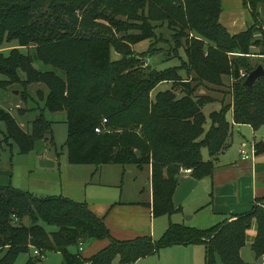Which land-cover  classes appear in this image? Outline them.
I'll return each mask as SVG.
<instances>
[{
	"label": "trees",
	"instance_id": "trees-1",
	"mask_svg": "<svg viewBox=\"0 0 264 264\" xmlns=\"http://www.w3.org/2000/svg\"><path fill=\"white\" fill-rule=\"evenodd\" d=\"M244 2L254 23L230 34L219 19L221 0H0V89H19L22 99L40 110L25 129L0 107L6 139L27 153L51 134L52 122L43 111H64L70 163L150 166L152 216L180 212L173 194L181 170L190 169L195 179L211 175L214 158L229 144L233 123L264 127V75L245 87L240 74L259 64L264 69L259 10L264 0ZM77 10H83L80 18ZM163 26L171 31L172 49H182L185 59L158 69L146 59L161 51L156 45L165 38L156 30ZM145 39L152 43L136 53L133 45ZM252 54L258 59L252 60ZM35 60L51 69H37ZM225 77L230 78L231 101L207 92L224 86ZM163 82L170 88L153 94ZM38 83L47 88L39 97L42 106L29 91ZM214 101L220 108L205 115L204 106ZM253 147L255 154L264 152V140ZM259 203L208 228L170 223L158 239L119 240L86 202L0 185V264H14L30 249L38 251L39 261L44 251H56L62 254L61 264H134L162 248L189 244L204 246L205 264H217V258L223 264H244L241 249L253 219L251 248L264 264V199ZM41 222L56 229L49 231ZM103 239L109 243L90 256L79 250L86 241ZM72 245L75 252L68 250Z\"/></svg>",
	"mask_w": 264,
	"mask_h": 264
},
{
	"label": "rangeland",
	"instance_id": "rangeland-1",
	"mask_svg": "<svg viewBox=\"0 0 264 264\" xmlns=\"http://www.w3.org/2000/svg\"><path fill=\"white\" fill-rule=\"evenodd\" d=\"M82 11L83 10L76 11V14L79 18L82 15ZM156 31L159 33L161 38H165V41L156 45L162 47L159 49L161 51H159L157 54L154 53L155 55L153 54L152 57H147V63L150 66L158 69L180 65L182 59H185V56L182 49H172L174 43L171 39V31L164 26L158 27ZM116 35L119 36L120 34L116 33ZM159 41H163V39ZM151 43L152 42L150 39H145L134 44L133 50L136 53H140L145 51ZM21 50L24 53L33 52L32 50H28L26 48H22ZM4 52H6V50ZM117 57V54L112 50L111 58L115 59ZM251 59L255 60L258 58L251 57ZM34 66L39 70L51 69V66L45 65L39 60L34 61ZM242 72L246 71L241 70L240 74ZM181 73L183 75L185 74L184 71ZM247 75L248 73L243 78L245 79ZM229 79L225 77L224 86L212 87V91L208 90L207 92L213 96L222 98L224 101H231L232 95L229 91H227L228 86L230 85ZM168 88H170L169 83L163 82L158 84L152 93L155 94L157 91ZM38 89L40 90V94H37ZM29 91L33 96V101H38L37 103L42 106L43 101L40 100L39 97L40 95L45 96L47 93V88L45 85L39 83L31 84V86H29ZM0 107L11 111L13 116L22 126L25 124V122L29 124L37 116V114H39L40 111L33 110L31 108V102H26L24 99H22L19 94V89L17 88H9L6 90L0 89ZM18 108H26V111H23V114H18L16 111ZM219 108V102L214 101L205 105L203 112L205 115H208L210 111L218 110ZM43 113L45 117L52 122L51 134H48L43 140H38L35 143L34 148L27 153L18 152L16 145L14 143L11 144V140L6 139L7 137L4 134V125L2 123L0 124V178L5 176V179L10 180V183L14 187L27 190L38 196H61L78 202L86 201L87 203L93 205L96 209L102 208L105 202H118L119 199H121V201L133 200L135 202L147 201V191L149 189V178L147 171L148 166H144L143 169H139L134 164H127L125 166L121 164H105L96 167L95 164L92 163H70L68 161V152L66 146L68 131L65 112H49L44 110ZM230 114L232 115L231 112H228L227 116L230 117ZM209 125L210 120L207 119V122L204 125L205 130L208 129ZM23 128L27 129L26 126H23ZM230 142L231 138L229 139V143ZM250 144H252V142L249 140L246 146L241 147L250 150ZM201 152L205 159L209 157L206 147H203ZM218 156L219 154L217 157ZM182 172L181 174L184 175ZM188 184L189 181L184 180L179 185L176 191L175 203L188 202ZM208 191H210V189ZM257 205L261 206L259 202H257ZM141 210L144 213L139 214L137 213L138 211L136 209H132L130 207L119 210V213H122L123 215V218L119 219L121 221L120 223L123 225H130L132 222H136L138 225V230L144 231L147 225L146 217L150 218L151 220L155 219L154 234L158 235V233H160V236L165 225L168 227L170 223H176L168 222L169 218L171 220L172 218H178L177 216H180L181 221H184L187 219V217H189V215H191L190 212H182L178 214H171V217L170 215L153 217L150 215V213H148V211L145 210V208L144 210ZM205 215H202L201 217L199 215L196 217L200 218L202 225L209 226L215 223L213 220L209 221V216ZM194 221L193 223H195ZM41 224L49 231L56 229L55 226H50L42 222ZM255 230L256 225L255 220L253 219L251 222V227L248 230L246 243L241 249V258L243 259L244 264H263L262 258H257L251 248V241L255 234ZM154 234H141L133 238L143 235H149L153 238ZM159 236H156L155 238H158ZM87 242L88 241L81 244L82 248L88 246ZM68 250L70 252H75L77 247L72 245L68 248ZM37 258H39V256L35 255L33 250L30 249L28 252L20 254L14 264H29V260H31L32 264H61L62 254L56 251H44L40 257L41 260L39 261ZM217 264H223L219 258H217Z\"/></svg>",
	"mask_w": 264,
	"mask_h": 264
},
{
	"label": "crops",
	"instance_id": "crops-1",
	"mask_svg": "<svg viewBox=\"0 0 264 264\" xmlns=\"http://www.w3.org/2000/svg\"><path fill=\"white\" fill-rule=\"evenodd\" d=\"M259 10L264 20V6L260 7ZM219 19L230 34L244 31L254 23L250 9L244 0H221ZM253 50L257 52L256 48ZM252 57L257 58V55L252 54ZM227 119L233 123L231 114L230 117L227 116ZM230 138L231 142L228 144L229 146L213 160L214 169L211 175L201 179L193 178L191 172L179 175V183L173 194V203L175 206L181 207V211L174 214L190 212L191 215L184 221H181V217L177 216L178 218H172L171 220L169 218L168 222L181 223L197 228H208L223 220L230 221L236 215L249 212L259 200L264 199V152L254 154L253 157L248 159H241L239 154L240 147L246 146L249 140L252 142L249 145L250 147L254 142L264 140V128L261 127L254 130L248 124L233 123ZM203 159L208 160L210 157L206 159L203 157ZM147 171L149 189L147 191L146 202L121 201L119 199L118 202H105L102 208L96 209L93 205L84 201L97 216L103 217L106 227L115 239L128 240L141 234H154L155 219L151 220L145 216L147 225L144 231L138 230L136 222H132L130 225H123L119 220L123 218L119 210L126 207L136 209L139 214L144 213L141 209L144 210L145 208L152 215L150 208V204L152 203L150 166H148ZM184 180L189 181V200L187 203H175L176 191ZM0 182V185L11 184L10 180L5 179V176L0 178ZM209 189L210 191H208ZM206 212L207 214L205 215ZM199 215L200 217L202 215L209 216V221L213 220L215 223L204 226L200 218H196ZM163 228L161 235L167 226L165 225ZM159 234H154L153 239H158L161 236ZM156 236L159 237L155 238ZM108 243L106 239L90 240L87 242L88 246L82 248L81 252L85 256H90L104 248ZM134 264H205L204 246L202 244L168 246L154 254L138 259Z\"/></svg>",
	"mask_w": 264,
	"mask_h": 264
},
{
	"label": "water",
	"instance_id": "water-1",
	"mask_svg": "<svg viewBox=\"0 0 264 264\" xmlns=\"http://www.w3.org/2000/svg\"><path fill=\"white\" fill-rule=\"evenodd\" d=\"M264 75V69L261 64L257 65L253 70H251L246 76L243 85L245 87H250L254 82L261 76ZM139 154V152H138Z\"/></svg>",
	"mask_w": 264,
	"mask_h": 264
},
{
	"label": "built area",
	"instance_id": "built-area-1",
	"mask_svg": "<svg viewBox=\"0 0 264 264\" xmlns=\"http://www.w3.org/2000/svg\"><path fill=\"white\" fill-rule=\"evenodd\" d=\"M241 75L245 76V73L242 72ZM104 121H105V119H104ZM95 130L99 131V128H96ZM239 154H240L241 159H248V158L253 157V154H255L253 145H251L250 150H247L244 147H241L239 150ZM181 172L184 174H188L191 172V170L190 169H182ZM79 250L80 251L82 250L81 244L79 246ZM35 254H38V251L35 250Z\"/></svg>",
	"mask_w": 264,
	"mask_h": 264
}]
</instances>
